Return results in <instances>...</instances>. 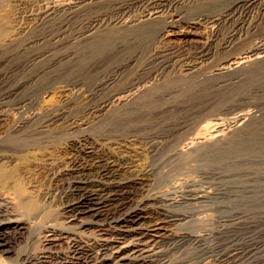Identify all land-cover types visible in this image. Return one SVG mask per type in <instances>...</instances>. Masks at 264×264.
Masks as SVG:
<instances>
[{"label": "rangeland", "instance_id": "1", "mask_svg": "<svg viewBox=\"0 0 264 264\" xmlns=\"http://www.w3.org/2000/svg\"><path fill=\"white\" fill-rule=\"evenodd\" d=\"M259 45L264 0H0V211L24 224L4 262L71 264L68 241L21 258L68 227L55 176L87 147L141 180L118 201L185 216L166 234L197 240L163 264H264V56L228 66Z\"/></svg>", "mask_w": 264, "mask_h": 264}, {"label": "bare ground", "instance_id": "2", "mask_svg": "<svg viewBox=\"0 0 264 264\" xmlns=\"http://www.w3.org/2000/svg\"><path fill=\"white\" fill-rule=\"evenodd\" d=\"M156 3H158V1ZM156 12L144 15V21L150 22L154 20L155 17L153 16ZM220 19L221 18H218L214 20V22H220ZM136 33L142 34L147 32ZM257 48L258 50L256 53L241 59L239 62H237L238 60L231 62L228 66L243 65L249 62V58H253L255 62L263 59L262 57L264 55L260 54L264 53V45H259ZM258 51L259 53H257ZM203 56H207V54ZM224 69L225 68L222 66L216 71H218L217 73H221ZM121 99L123 98H118L116 103L122 102L123 100ZM106 107L108 106L104 108ZM233 120L236 121L237 118ZM42 128L40 129L41 131L38 132L40 136L46 133ZM30 131L28 130L32 135L33 132ZM30 137L27 136L29 140ZM81 151L85 160H75L70 167L64 169L60 173L58 172L57 175L55 174V178L60 181L62 194L67 198L64 213L66 215V224L68 227L58 236H56L55 230H48L46 233L56 239L50 240L48 237H45V249L41 252L43 255L37 254L34 257L24 255L23 258L20 257L22 262L33 263V261H39L43 263L45 259L58 257V252L56 253L53 251L56 248L55 242L68 241L69 253L72 255L73 260L71 264H151L155 261H157L158 264H163L164 262L162 258L160 259L161 256L159 252V246L161 244L175 241L183 245L187 241L197 240L196 237L185 234L175 236L166 234V227L168 225L181 222L185 216L164 214L162 213L163 207L151 205V203L154 204V202L150 199H142L138 203L132 204V200L134 199L132 193L126 197V201H118L116 197L120 190L129 186L140 189L142 187L141 180L117 181L114 178L116 172H118L119 165L110 162L108 157L98 154L91 148L83 147ZM202 196L203 195L199 193L194 195L191 194L190 200H198L201 199ZM180 200L168 199L165 203L173 205L180 202ZM23 225L24 224L19 219H11L0 211L1 254H10L11 251H9V247L10 244H12L11 240H15L16 236L24 229ZM85 230H91L92 236L84 241L79 238L78 234ZM9 232L13 235L11 239L10 237H6ZM0 264H6L1 255Z\"/></svg>", "mask_w": 264, "mask_h": 264}]
</instances>
